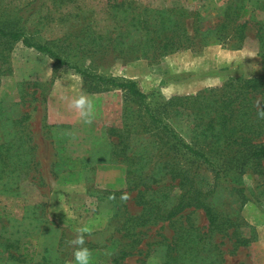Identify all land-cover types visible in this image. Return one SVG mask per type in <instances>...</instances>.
Here are the masks:
<instances>
[{"label": "rangeland", "instance_id": "1", "mask_svg": "<svg viewBox=\"0 0 264 264\" xmlns=\"http://www.w3.org/2000/svg\"><path fill=\"white\" fill-rule=\"evenodd\" d=\"M13 1L19 13L1 26L20 29L67 65L0 39V264H75L77 247L89 249V264H264V175L252 162L233 174L250 190L252 200L244 204L224 178L228 167L220 175L197 168L196 157L176 147L174 133L220 165L224 145L194 144L185 117L163 113L173 96L264 75V0ZM169 17L193 46L144 49L145 20ZM78 69L136 82L147 100ZM80 95L92 102L89 120L71 106ZM178 162L214 191L208 203L223 226L213 228L194 207L173 223L142 219L150 215L145 202L173 205L179 181L171 171ZM78 235L83 245L71 243ZM243 237L254 241L236 244ZM172 241L181 248L168 252Z\"/></svg>", "mask_w": 264, "mask_h": 264}, {"label": "trees", "instance_id": "2", "mask_svg": "<svg viewBox=\"0 0 264 264\" xmlns=\"http://www.w3.org/2000/svg\"><path fill=\"white\" fill-rule=\"evenodd\" d=\"M14 1L0 0V22L9 21L16 17L19 10L15 11ZM175 8L169 9L173 12ZM237 15V10L234 12ZM145 25L142 28L145 39L141 42L144 49H155L161 53H172L193 46L194 39L186 36L187 30L183 29V33L178 30L177 18L174 20L169 17L167 22L157 23V20H145ZM178 28V29H177ZM239 31L238 44L242 46L247 38L242 31L245 24L241 26ZM152 33V36L150 34ZM184 39H181L183 38ZM0 39L12 41H21L27 47L34 48L38 52L49 54L60 65L64 66L67 63L51 48L44 45H38L31 42L27 35L20 29H8L0 24ZM85 76L92 77L101 83H110L115 87L128 90L129 94L139 98L144 103L146 102L147 94L137 88L136 82H117L114 79L106 78L102 75H92L78 69ZM167 107V109H166ZM166 107L163 106V113L166 118L171 119L173 114L185 117V121L190 127L191 140L194 144L213 148V144L222 143L224 146L222 155V165L212 161L205 152V148L196 149L184 142L174 133L176 147L182 148L186 154L196 157L194 163H197V168L210 167L217 170V175L222 173V166H226L225 171H230L231 174L224 176L225 180L234 184V190L244 204L252 200L250 190L242 185V183L233 179V174L237 170L243 169L252 162L253 166L259 170V174L264 175V75L254 78H230L224 84L218 87L199 91L194 95L173 96ZM147 112L152 120H159L150 107L147 105ZM165 110V111H164ZM166 129H169L165 125ZM225 153V154H224ZM166 163L170 164V160L166 159ZM174 169L171 171V176L174 180H178V192L173 205H167L165 201L156 203L155 201L145 202L144 210L150 215L143 220H163L174 222L181 213L188 208H196L204 211L209 219L210 225L217 229L225 223H221L219 215L213 207L208 203V197L213 194L211 189H204L196 177V173L191 167L185 164L173 163ZM237 166L232 171L229 167ZM242 171V170H241ZM239 172V171H238ZM161 190V189H160ZM147 192V189L144 190ZM144 192V194H145ZM156 208V211H153ZM140 218H131L134 223ZM188 232V230H186ZM179 238L183 243L182 247L188 245V239L183 236ZM167 238H163L158 244L164 245ZM254 241L253 237H243L236 240L239 246H248ZM181 248L180 244L173 241L167 245L168 252L174 251L175 246ZM190 249H184V255H187ZM123 256L128 255L123 251ZM173 261L178 260L177 257H172ZM182 262V260H180Z\"/></svg>", "mask_w": 264, "mask_h": 264}, {"label": "clouds", "instance_id": "3", "mask_svg": "<svg viewBox=\"0 0 264 264\" xmlns=\"http://www.w3.org/2000/svg\"><path fill=\"white\" fill-rule=\"evenodd\" d=\"M71 106L81 110V116L86 120L90 119L92 111V102L84 95H80L78 98L71 101ZM264 116V112L261 113ZM78 232H84L86 229H77ZM75 245L84 244V236L78 235L75 239L71 241ZM90 251L87 247H77L74 251L75 264H89L90 261ZM66 264H72V261L66 262Z\"/></svg>", "mask_w": 264, "mask_h": 264}]
</instances>
